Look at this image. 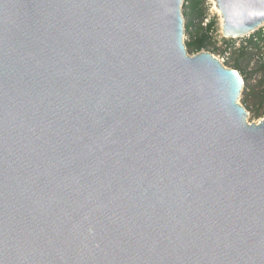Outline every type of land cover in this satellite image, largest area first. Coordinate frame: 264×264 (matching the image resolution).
I'll return each mask as SVG.
<instances>
[{
  "label": "water",
  "instance_id": "obj_1",
  "mask_svg": "<svg viewBox=\"0 0 264 264\" xmlns=\"http://www.w3.org/2000/svg\"><path fill=\"white\" fill-rule=\"evenodd\" d=\"M182 1L0 0V264H264V118Z\"/></svg>",
  "mask_w": 264,
  "mask_h": 264
},
{
  "label": "rangeland",
  "instance_id": "obj_2",
  "mask_svg": "<svg viewBox=\"0 0 264 264\" xmlns=\"http://www.w3.org/2000/svg\"><path fill=\"white\" fill-rule=\"evenodd\" d=\"M203 1V7L206 16L204 17L201 26L204 27L211 20H214L215 22L214 28L209 32V36L211 37L214 46L212 45L211 47H208L207 51L204 50V52L210 53L212 56L218 59V61L222 63L223 66L230 69H232L231 67L233 66L234 60L237 59L241 74L240 72L236 70L235 71L240 76L243 83L247 84L242 88L241 94L239 96V103L247 112L248 123H257L259 120L264 118V104L259 106L254 104L251 88H255L256 90V83L263 77L262 73L258 71L262 62V56L264 57V48L259 52L248 48L245 51L246 56L244 55L243 57H240L236 52L241 47H246V40L252 36V33L236 39L224 38L220 30L221 18L219 13L215 11L214 5L211 1ZM181 13L184 25L183 42L184 45H186L190 42V35L194 34L195 28L199 22L198 20L189 16V9L186 0L182 1ZM191 20L192 22L189 29H186V24ZM259 46H262V44L260 43Z\"/></svg>",
  "mask_w": 264,
  "mask_h": 264
},
{
  "label": "trees",
  "instance_id": "obj_3",
  "mask_svg": "<svg viewBox=\"0 0 264 264\" xmlns=\"http://www.w3.org/2000/svg\"><path fill=\"white\" fill-rule=\"evenodd\" d=\"M188 9H189V16L193 17L194 19L198 20V25L195 28L194 34L190 35V42L185 45L186 50L189 55L197 54L201 51L206 50L208 47L213 45L212 39L209 36V32L214 28L215 22L214 20L209 21L204 27L201 26L204 17L206 16L203 4V0H186ZM191 21H188L186 24V29H189L191 25ZM254 38L256 40H254ZM260 43L262 46H259ZM214 46V45H213ZM254 49L255 51L259 52L261 49L264 48V39L262 38L260 33H256L253 36H250L248 40H246V47H241L236 52L240 57L246 56V49ZM232 70H236L240 72L241 70L238 66L237 59L234 60L233 66L231 67ZM262 73L263 77L256 83V90L255 88H251V93L253 95L254 104L259 106L264 104V57L262 56V62L259 66V71ZM245 81V80H244ZM247 84L244 83V86Z\"/></svg>",
  "mask_w": 264,
  "mask_h": 264
},
{
  "label": "bare ground",
  "instance_id": "obj_4",
  "mask_svg": "<svg viewBox=\"0 0 264 264\" xmlns=\"http://www.w3.org/2000/svg\"><path fill=\"white\" fill-rule=\"evenodd\" d=\"M212 2V4L214 5V9L215 11H217V13H219L220 15V18H221V22H220V30H221V34L224 38H231V39H236V38H241V37H244V36H247L253 32H255V30H257L258 28H260L261 26L264 25V22L258 24L256 27L253 28V30H249L248 32L244 33V34H241L239 36H233V35H228L230 32H227L224 30V24H225V21H224V18H223V15L221 13V11L218 9L217 7V4H216V1L215 0H209ZM263 120V119H261ZM261 120H259L257 123L255 124H259V122H261Z\"/></svg>",
  "mask_w": 264,
  "mask_h": 264
},
{
  "label": "built area",
  "instance_id": "obj_5",
  "mask_svg": "<svg viewBox=\"0 0 264 264\" xmlns=\"http://www.w3.org/2000/svg\"><path fill=\"white\" fill-rule=\"evenodd\" d=\"M256 33H260L261 36H264V25L261 26L260 28H258L257 30H255V32H253L251 35L253 36ZM254 40H255V38H254Z\"/></svg>",
  "mask_w": 264,
  "mask_h": 264
},
{
  "label": "flooded vegetation",
  "instance_id": "obj_6",
  "mask_svg": "<svg viewBox=\"0 0 264 264\" xmlns=\"http://www.w3.org/2000/svg\"><path fill=\"white\" fill-rule=\"evenodd\" d=\"M262 38L264 39V36H262ZM256 40V39H255Z\"/></svg>",
  "mask_w": 264,
  "mask_h": 264
}]
</instances>
